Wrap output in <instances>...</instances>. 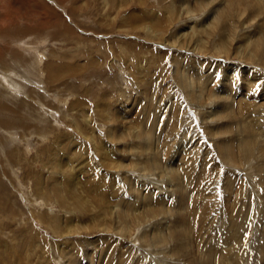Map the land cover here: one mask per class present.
Segmentation results:
<instances>
[{
	"label": "rangeland",
	"instance_id": "374dc122",
	"mask_svg": "<svg viewBox=\"0 0 264 264\" xmlns=\"http://www.w3.org/2000/svg\"><path fill=\"white\" fill-rule=\"evenodd\" d=\"M0 264H264V0H0Z\"/></svg>",
	"mask_w": 264,
	"mask_h": 264
},
{
	"label": "bare ground",
	"instance_id": "6f19581e",
	"mask_svg": "<svg viewBox=\"0 0 264 264\" xmlns=\"http://www.w3.org/2000/svg\"><path fill=\"white\" fill-rule=\"evenodd\" d=\"M181 6L182 7H184V5H185V2H183V1H181ZM186 14H188L189 12H188V7H186V12H185ZM188 36H189V33H185L184 34V36H183V38L184 39H187L188 38ZM193 38H194V36H192L191 38H190V41L191 40H193ZM200 45H202V46H205V44L203 43V42H201V43H199ZM207 44H209V43H207ZM198 49V48H197ZM205 52H206V50H204V51H202V55L204 56V55H206L205 54ZM197 69H200V67L199 68H197ZM182 83L183 84H187L188 83V80L187 79H185V78H182ZM200 92H202L201 91V89H200ZM201 95H199L198 96V98L200 97ZM146 172V171H145ZM147 173V172H146ZM162 175V174H161ZM163 176V175H162ZM129 184V183H128ZM131 208V207H130ZM114 209V208H113ZM106 210V209H105ZM112 212V211H111ZM106 213L108 214V212H107V210H106ZM120 213V212H119ZM113 215V214H112ZM128 216H129V214H128ZM131 216V215H130ZM113 217V216H112ZM115 222V221H114ZM104 229H106V228H104ZM125 229V228H124ZM124 229H121V231H123ZM156 233V234H155ZM123 234H125V233H123ZM154 235H153V237H152V241H153V243L154 244H161L162 242H163V240H164V237H162V236H158L159 234H162V230L160 229V228H158L157 230H156V228H155V231H154V233H153Z\"/></svg>",
	"mask_w": 264,
	"mask_h": 264
}]
</instances>
